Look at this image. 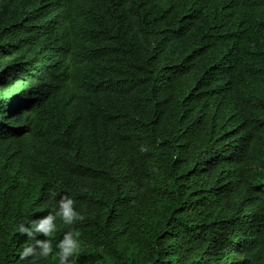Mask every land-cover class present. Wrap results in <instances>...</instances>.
<instances>
[{
  "label": "trees",
  "instance_id": "1",
  "mask_svg": "<svg viewBox=\"0 0 264 264\" xmlns=\"http://www.w3.org/2000/svg\"><path fill=\"white\" fill-rule=\"evenodd\" d=\"M73 239L66 264H264V0H0V264Z\"/></svg>",
  "mask_w": 264,
  "mask_h": 264
},
{
  "label": "clouds",
  "instance_id": "2",
  "mask_svg": "<svg viewBox=\"0 0 264 264\" xmlns=\"http://www.w3.org/2000/svg\"><path fill=\"white\" fill-rule=\"evenodd\" d=\"M55 193H53V196ZM72 200H67L66 202L62 199L60 202V210L57 212V215H59L62 219L65 220L66 223H72L73 220L77 217L78 213L73 211L70 206L72 205ZM54 219L53 216H48L46 219L43 220L42 223H34L31 228H25L21 226L18 231H20L22 234L26 233L29 237L34 238V233L43 232L45 236H49L52 234V231L55 230V227L53 225V228L49 230L48 228H45V224H49ZM69 234H65V239H68ZM37 245L42 244V252L41 255L44 257H47L50 253L53 252L52 244L50 241H37ZM60 248V257H61V264H66V261L69 256L74 257L77 251L79 250V241L77 239H73L71 241V245L69 247L64 246V241H61L60 245H58ZM30 255H34V251L31 248L25 249L22 252V259L26 258Z\"/></svg>",
  "mask_w": 264,
  "mask_h": 264
}]
</instances>
